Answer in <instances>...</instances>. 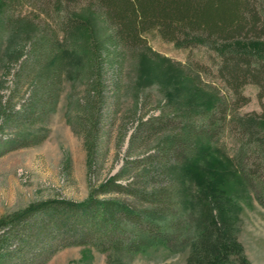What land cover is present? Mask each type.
<instances>
[{"label": "trees", "instance_id": "16d2710c", "mask_svg": "<svg viewBox=\"0 0 264 264\" xmlns=\"http://www.w3.org/2000/svg\"><path fill=\"white\" fill-rule=\"evenodd\" d=\"M16 3L39 10L38 24L22 17L13 24L8 12ZM93 17L103 32L95 33ZM261 18L264 0H0V42L13 30V37L29 36L0 111V156L45 138L35 126L55 111L64 78L74 75L90 97L83 112L94 110L90 129H84L91 167L103 133L102 109L113 104L107 103L105 89H120L128 51L145 45L151 31L179 48L207 50L203 73L220 80L234 97L232 102L218 93L202 97L204 90L179 71L166 91L165 105L173 112L139 120L129 155L117 172L92 185L87 199L53 198L0 216V264H48L76 246L137 254L162 245L178 252L193 239L194 213L187 206L194 200V184L206 200L242 184L264 208V139H253L257 122L251 114L229 113L246 101L245 85L257 84L264 94V53L238 41L251 32L264 33L256 24ZM159 58L168 60L146 53L139 58L142 88L159 76ZM258 124L264 127V118ZM227 126L245 141L235 157L238 174L216 148ZM165 132L154 152L137 155ZM229 175L236 177L233 183Z\"/></svg>", "mask_w": 264, "mask_h": 264}, {"label": "rangeland", "instance_id": "374dc122", "mask_svg": "<svg viewBox=\"0 0 264 264\" xmlns=\"http://www.w3.org/2000/svg\"><path fill=\"white\" fill-rule=\"evenodd\" d=\"M38 12H32V6L16 3L8 15L12 16L13 24L20 23L15 20L17 17L31 19L38 24ZM91 21L95 33L103 32L98 19L93 17ZM256 24L264 29L263 18ZM41 26L48 27L46 23ZM23 28L27 29V26L23 25ZM12 34L15 30L8 32L0 42V111L8 95L11 73L19 64L20 51L28 49V44L23 42L29 37L26 33L22 37H13ZM145 37V45L127 53L126 57L130 59L126 63L120 89L115 93L110 87L105 89L107 103L112 101L113 104L102 109L103 133L96 145L91 167L88 165L84 129H90L93 120L90 121V115L94 110L83 112L85 101L90 99L86 84L77 76L67 75L61 85L55 111L41 125L35 126L42 128L45 138L38 144L0 156V216L53 198L87 199L92 185L117 172L129 155V139L139 120L158 115L161 111L168 115L173 112L172 107L165 105L166 91L179 71L192 77L204 90L203 94L218 93L228 102L234 100L220 80L203 73L207 70L204 68L207 66L205 57H209L207 50L179 48L162 39L157 31H151ZM242 40L253 43V47L264 53V33L254 35L251 32L244 39H238ZM145 53L148 57L168 60H156L159 76L151 85L142 88L138 62ZM197 63H200V68ZM242 92L247 97L246 101L242 103L244 100H240L237 108L229 110V113L234 112L238 117L251 114L257 122L253 126V139H264V127L258 124L264 118V94L254 83L245 85ZM167 134L169 132L154 136L136 150L137 155L142 157L145 152H154ZM239 139L227 126L216 142V148L231 161V170L235 173L238 171L235 157L245 143L244 139ZM229 178L232 183L236 180L233 175ZM225 189L223 193L218 192L220 194L215 199L206 200L193 185L190 193L194 200L189 203L191 206H187L194 213L191 225L193 239L178 252L162 245L137 254L117 250L101 252L93 247L76 246L61 250L48 264H264V208L242 184L235 185L232 190L229 187Z\"/></svg>", "mask_w": 264, "mask_h": 264}]
</instances>
